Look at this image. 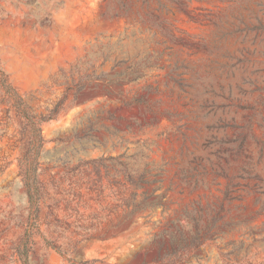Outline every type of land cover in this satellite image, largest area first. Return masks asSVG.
Listing matches in <instances>:
<instances>
[{
	"label": "rangeland",
	"instance_id": "obj_1",
	"mask_svg": "<svg viewBox=\"0 0 264 264\" xmlns=\"http://www.w3.org/2000/svg\"><path fill=\"white\" fill-rule=\"evenodd\" d=\"M180 1L219 22L241 11L225 0H0V264H163L166 243L159 248L156 232L181 216L211 222L221 207L217 224L229 226L183 264H264V152L255 143L264 140V31L218 39L214 26L190 22ZM153 16L209 51L156 43L166 37L162 26L146 31ZM166 44L171 55L137 82H104L103 71L125 66L126 51ZM228 55L246 60L231 69ZM8 83L38 115L62 101L41 124L36 212L18 162L32 132ZM139 94L149 107L125 104ZM247 105L258 116L244 151ZM149 161L160 168L164 206L120 222L133 170Z\"/></svg>",
	"mask_w": 264,
	"mask_h": 264
},
{
	"label": "trees",
	"instance_id": "obj_2",
	"mask_svg": "<svg viewBox=\"0 0 264 264\" xmlns=\"http://www.w3.org/2000/svg\"><path fill=\"white\" fill-rule=\"evenodd\" d=\"M229 5L241 3V11L236 14H231L223 20H216L213 14L209 17L203 15L192 14L190 10L183 8L184 1H180L181 10L184 11L190 22L200 25H212L218 29V39L232 35L234 33H243L254 31L255 33L264 31V23L262 22L261 15H264V2L254 0H225ZM256 7V9L253 8ZM261 14V15H260ZM255 21V23H253ZM162 26V33L165 40H155L156 43H166L168 41L178 43L183 46L189 45L193 50L209 51V46L202 40L191 41L188 43V39L180 38L174 34V32L168 29V25L164 20H159L157 16H153L152 24L146 29L147 32L154 36L159 33V27ZM141 33V32H140ZM134 35V32L132 33ZM137 42L143 44L142 39H138ZM171 46L166 44L161 50H150L147 46L136 45L133 51L125 52L121 62L126 63L120 70L114 72L103 71V80L108 85L110 83H119L123 81L135 83L137 80L145 77L151 69L158 68L155 61L159 59L163 54L171 55ZM121 51V50H120ZM121 53V52H119ZM229 59L235 60L228 66L231 69L237 68L239 63L246 60L241 56L228 55ZM178 68H186L184 64H181ZM248 80L244 79L243 82ZM6 95L13 100V103L17 109V113L26 121V124L30 126L32 132V139L27 148L22 150V153L18 159L19 162V174L21 181L24 185L28 201L30 205L34 206V212L38 209V203L41 196V186L39 180V156L40 150L44 144V138L41 134V124L45 121L54 119L59 110L61 109L60 100L55 106L50 109L46 114L34 113L25 102L23 97L17 92V90L11 84H5ZM125 104H144L150 106L145 94H139L133 96L132 99L126 101ZM260 105L264 106V98L260 101ZM245 109H251L252 112L247 118V122L244 125L246 129L240 137L239 149H245V144L248 138L252 137L248 132L255 121V117L258 116L257 108L253 105L241 106ZM259 126L264 128V116L261 115ZM242 128V126L240 127ZM139 142V141H137ZM145 147L148 148L149 144L146 141ZM255 143L258 146L259 157L264 152V140L255 139ZM246 155V154H245ZM241 171L249 172L247 168H242ZM133 180H131L132 189L131 196L129 198H122L121 206L123 207L118 220L125 221L126 218L131 219L130 223H134L138 217H148L157 208L164 206V194L158 192L160 189L161 179L160 168H157L153 161L145 162L141 169L135 168L133 170ZM235 177H242L241 174ZM233 178H230V181ZM144 185L150 186L149 189H143L138 192V189ZM235 184H228L227 188L232 187ZM247 187V184H245ZM229 192V190L227 191ZM222 211V207L220 208ZM219 212L213 216L211 222L205 224L200 223V215L192 218L193 223L182 222V219L186 218L181 216L171 221L166 228L158 231L154 234V238L157 240L159 248L166 243L165 251L159 256V259H165L163 264H183L189 257L199 260L200 257L196 253L197 250L203 246L208 240L216 239L222 232V227L229 226L227 223L217 224V220H220Z\"/></svg>",
	"mask_w": 264,
	"mask_h": 264
}]
</instances>
